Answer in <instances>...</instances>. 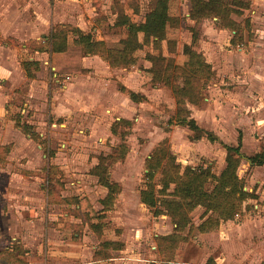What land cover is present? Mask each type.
<instances>
[{
    "label": "rangeland",
    "instance_id": "374dc122",
    "mask_svg": "<svg viewBox=\"0 0 264 264\" xmlns=\"http://www.w3.org/2000/svg\"><path fill=\"white\" fill-rule=\"evenodd\" d=\"M150 4L151 0H0V142H16L7 162L0 160V227L8 225L1 222L9 216L10 233L18 235L22 227L27 228L15 219L21 207L20 214L36 230L28 250L16 242L19 238L10 243L0 237L1 264H6L10 251L26 264H34L36 257L49 260L56 255L52 252L57 245L45 244L44 234L53 238L63 233L56 231L53 219L59 207H49L44 224L29 215L27 199L15 198L20 192H42L36 206L41 202L44 207L45 187L51 186V179L61 180L65 194L85 195L101 209L99 199L106 190L89 173L100 154L109 156L108 171L120 192L102 220L101 237L87 224L72 241L67 233L65 248L77 252L78 264L91 261L95 251L104 256L101 264H159L157 235L168 236L172 245L166 248L168 256L178 263L206 264L210 258L214 264H264V165L240 162L237 174L252 196L242 202L241 213L219 221L211 230L199 228L206 217L176 227L168 215L153 216L139 198L145 160L163 140L182 167H209L215 174L225 166L222 143L236 145L240 135V151L246 155L264 143V0H250L251 25L245 45H231L232 31L218 27L215 18L190 19L189 0L171 1L170 13L180 21L177 27H166V38L174 44L167 46L163 41V52L182 64L187 58L183 46L189 44L211 64L215 75L204 83L199 103L187 107L199 127L217 136L215 141L204 136L193 139L187 126L168 122L176 99L169 87L153 86L149 80L150 62L145 56L157 53L151 43L135 51L136 62L129 68L111 67L98 54L40 48L57 24L78 27L97 40L105 32L126 34L124 26L112 25L118 9L140 22ZM167 49L172 52L166 54ZM23 60L38 63L29 65L33 77L26 76L20 65ZM78 66L87 71L75 73ZM126 89L139 93L140 99L131 100ZM16 114L20 122L38 130L37 140L16 134L10 120ZM28 161L34 166H28ZM206 186L211 188L212 183ZM8 245L13 250H4Z\"/></svg>",
    "mask_w": 264,
    "mask_h": 264
},
{
    "label": "trees",
    "instance_id": "16d2710c",
    "mask_svg": "<svg viewBox=\"0 0 264 264\" xmlns=\"http://www.w3.org/2000/svg\"><path fill=\"white\" fill-rule=\"evenodd\" d=\"M171 1L151 0L150 9L140 22L132 21L122 9H118L112 25L124 26L126 34L115 31L105 32L101 40L94 39L89 33L83 32L78 27L57 24L45 36L40 48H48L49 51L58 53L78 51L80 55L83 53L98 54L111 67L129 68L136 62L135 51L142 48L144 44L151 43L157 53H146L145 56L150 62V66L146 70L150 77L149 80L153 86L162 83L169 87L176 99L175 113L168 119V122L187 126L193 131V139L204 136L210 141L219 140L214 133L198 126L191 116V110L187 107V104L196 105L199 103L204 83L215 75L211 64L205 59L202 52L194 50L189 44L183 46V53L187 58L182 64L175 63L174 59L163 52V41L167 46L174 44V41L166 38V27H177L180 21L178 17L170 13ZM189 1L188 15L190 19L198 21L207 17L215 18L218 27L232 31L231 45L247 43L251 25L250 0ZM195 40L196 38L193 36L192 43ZM107 43L113 44V47H108ZM169 49L173 50L172 47ZM172 50L167 49L166 54ZM31 64L37 65L38 63L33 60L20 62L27 77L34 76L29 67ZM84 71H87L85 67L79 66L74 70L75 73ZM121 88L125 90L124 87ZM126 92L131 100L138 101L140 99L139 93L127 89ZM10 119L14 121V126L24 134L33 140L38 139V133L34 127L27 122H20L19 115H13ZM222 144L226 149L225 166L219 174H215L209 167H192L191 165L182 167L166 144V140L159 142L145 160L144 185L139 191L140 201L153 216L168 215L175 226L179 228L189 222L206 217L199 224V228L211 230L217 226L219 221L231 219L241 213L242 202L252 194L243 189L242 179L237 174V168L243 159L250 165H264V143L258 151L251 155L243 154L240 151L242 145L240 135L236 145ZM40 146L42 147L41 144ZM9 149L10 144L0 145L1 161H5L4 157ZM108 160L109 156L100 154L97 157V162L89 168V173L95 175L98 178V183L106 190L105 195L99 199L100 210L93 206L87 196H62L61 190L64 189V183L61 180L55 182V179H51L53 184L51 183L48 188L45 187L49 201L74 205L73 208L63 209L80 220L78 223L69 225L73 228V232L78 233L77 230L87 224L97 237L102 235L104 226L102 220L106 217V212L113 207L120 192L119 183L111 178L108 171ZM208 183H212L211 188L206 186ZM158 185L160 186L158 187ZM171 185H173L172 189ZM210 211L215 214H208ZM156 240L162 255L159 264H182L173 261L168 256L170 252H167L166 248L169 250L172 245L170 241L168 242L167 235H157ZM104 242L106 244L116 243L109 240H104ZM7 247L9 248V245ZM19 250L24 252L22 249ZM12 252H7L9 258L5 260L6 264H26L14 257L15 255L12 254L15 253ZM96 253L95 251L93 259L102 260L104 256ZM206 264L214 263L209 258Z\"/></svg>",
    "mask_w": 264,
    "mask_h": 264
},
{
    "label": "crops",
    "instance_id": "0c3cea01",
    "mask_svg": "<svg viewBox=\"0 0 264 264\" xmlns=\"http://www.w3.org/2000/svg\"><path fill=\"white\" fill-rule=\"evenodd\" d=\"M27 123H29V122H27ZM12 127H14V121H13ZM14 129L16 131V134H20V136L25 137L27 135V134L25 135L21 130H19L16 127H14ZM36 131L38 132L37 129H36ZM26 137L28 138L29 136L27 135ZM18 138H19V136H18ZM4 144H10V149L6 154L5 161H4V163H6L7 162V156L9 154V152L11 151V149H13V147L16 145V142L14 140L13 141L11 140L8 142H0V145H4ZM37 148L43 149L39 143H37ZM28 162H30V163H28V166H34L33 161H28ZM42 187H44V185H42ZM64 187H65V185H64ZM30 192H31L30 194L28 192H23V193L20 192V194H22V195H17V197H15V198H18V196L19 197L21 196L20 198H23V200L27 199L29 201V205H27L25 208H26V210H28L29 215H31V216L35 215V217L36 216L39 217V221L43 222L44 224H45V215H46V212L49 209V207L50 206L51 207H55V206L59 207V212L53 219L55 220V225L57 227V228H55L56 231H58V232L62 231L63 232L62 235L59 236L58 234H56L55 235L56 237L54 236L53 238L51 237V235H47L48 236L47 237L44 234L45 239H46L45 244L51 245V246H53V248L55 245H57L56 246L57 249L55 251L53 250V252H52V254H56V255L49 257V260L40 259V258L36 257L35 259H33V262H35L34 264H55V263L56 264H78L77 259H79V258H78L77 252L76 251H69V250H66V248H65L67 243H68V241L65 239L67 233H69V235H68L69 240H71L73 236L78 235L77 232H73V228L69 225L72 223H78V222H80V220L78 218L74 217L73 215L69 214V212L67 210H63L65 208H67V209L73 208L74 205L59 204V203H54V202L49 201L47 198L48 195L46 193V190H44L43 201H44L45 205L43 207V206H41V202H39L38 207H37L36 206V203H37L36 200L42 201L41 200L42 192L39 193L40 195L36 192L33 193L34 191H30ZM6 193L8 194L9 191H6ZM31 194H33V195H31ZM61 194H62V196L78 195L77 193H71V192L68 194H65L64 189L61 190ZM81 196H85V195H81ZM11 201L12 200L10 199L9 202H11ZM18 208H21V207H18ZM18 208L16 209V213H17L16 217H15L16 221L18 219L21 224L26 223L28 227L27 228H26V226L22 227L21 230H23V232H21V230H20L18 232V235H13V233H10V230L8 231L9 221L11 224L12 219H9V216H7V217H5L6 219L3 222H1V223L8 224V225H6L5 227H0V237L8 238L7 242H9V240H10V243H11V240H18V238H19V240L16 242L21 244L23 249L28 250L27 249L28 246L31 244V241L34 240V238H35L36 230H33V228L31 229L30 225H28V221L25 219V217L22 216V214H20ZM23 210H24V208L21 209V212ZM43 215H44V219H42ZM51 229H53V228H51ZM50 233H52V232L50 231ZM8 234H9L10 238L8 237ZM7 242L4 245H7L8 244ZM40 246L41 245H39V247ZM1 248H2V246H1ZM5 249L11 250L7 246H5ZM30 252H32V250H30ZM26 253H28V252H26ZM90 260L91 261H89L87 264H101L102 263L101 262L102 260H94L92 257ZM79 264H82V263H79Z\"/></svg>",
    "mask_w": 264,
    "mask_h": 264
}]
</instances>
